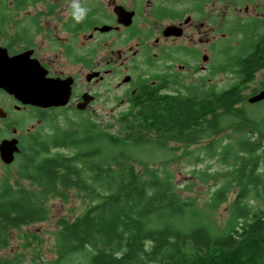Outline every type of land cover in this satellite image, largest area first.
I'll list each match as a JSON object with an SVG mask.
<instances>
[{"label": "trees", "instance_id": "16d2710c", "mask_svg": "<svg viewBox=\"0 0 264 264\" xmlns=\"http://www.w3.org/2000/svg\"><path fill=\"white\" fill-rule=\"evenodd\" d=\"M27 5L12 0L14 11ZM245 61L235 67L236 80L219 90L173 94L144 85L116 119L117 135L86 117L30 132L16 173L29 186L0 179V246L11 229L46 220L48 198L67 201L74 191L86 207L57 220L46 264H264V113L243 105V90L264 68V47ZM259 88L264 79L252 91ZM255 104L264 108V99ZM227 128L243 135L221 147L217 159L227 171L201 202L182 197L165 164L150 166L131 152L164 148L163 139L209 138L213 156L218 145L211 138ZM222 204L220 222L214 214Z\"/></svg>", "mask_w": 264, "mask_h": 264}, {"label": "flooded vegetation", "instance_id": "af4514ba", "mask_svg": "<svg viewBox=\"0 0 264 264\" xmlns=\"http://www.w3.org/2000/svg\"><path fill=\"white\" fill-rule=\"evenodd\" d=\"M71 3L29 0V27L0 24V49L9 57L36 60L47 77L70 89L65 105L43 108L23 104L0 88V132L9 133L0 140H18L14 161L34 131L21 129L19 114L28 122L29 111L96 113L98 102L105 111L104 105L117 99L108 93L121 88L117 107L128 109L144 85L159 93L206 91L207 82L236 80L235 67L264 47V0H79L89 10L80 23L71 17ZM1 6L0 0V18ZM258 74L263 80L264 68L253 80Z\"/></svg>", "mask_w": 264, "mask_h": 264}, {"label": "rangeland", "instance_id": "374dc122", "mask_svg": "<svg viewBox=\"0 0 264 264\" xmlns=\"http://www.w3.org/2000/svg\"><path fill=\"white\" fill-rule=\"evenodd\" d=\"M1 5L2 12L0 24L2 27H29V5H27L25 9L17 11V13L11 10L10 0H1ZM26 31L29 30L27 29ZM224 79L207 83L209 87L217 90L226 87L231 82L228 81L227 76ZM260 82L261 76L258 74L253 81L248 83V87L243 90V94L245 96L250 94L253 88H257L260 85ZM114 83L116 82H113L110 85L111 88ZM191 83L193 82H186L188 85ZM104 88L105 86L102 89ZM121 90L123 89L121 88L120 90L108 93L110 99H117L113 106L111 101L104 105L107 109L105 111L101 110V103L98 102L96 105V113L75 114L71 111L56 109L49 112L46 115V118L43 117V119H40L41 121L38 120L40 115H37L34 111H29L28 122H26L24 114H19V118L22 116V122L18 120L17 123L21 126V129L24 128V130L26 127H29V130L34 131L38 129L50 130L55 128V125L63 128L66 126L67 121H79L80 118L86 117L91 118L107 132L117 135L118 122L116 119L122 112L124 113L127 110L125 105L117 107L119 97H122ZM243 105L248 111L264 113V108L255 103L246 102ZM110 107H114L112 112H109ZM13 116H15V114H13ZM5 133L9 135L8 132H0V139L2 136H5ZM242 135L243 134L241 133L233 131L231 128H227L223 132L213 136L211 139H214V144L218 145L215 150L216 154L213 156H209L207 153L208 148L206 146L208 140H210L209 138H203L197 143L190 144L162 138L163 141L165 140L164 148L159 146L141 145L140 147L131 150V152L133 157L137 159L148 160L149 162L147 164L150 166L157 164V166H160L165 164L167 169L170 170L171 173H174L182 197H192L201 202L207 198L208 194L214 190L216 185H218L219 179L222 176L221 173L227 171L228 166L223 165L217 159L221 147L228 143L234 144L235 141H237V138ZM152 136L155 138V135L152 134ZM26 142V139H23L22 144L25 145ZM196 157H199L201 161L195 163ZM17 168L18 158L10 165H3L0 161V179L7 177L13 184L17 182L20 185L28 187L29 184L27 181L19 180L17 178ZM136 168H140V166L136 164ZM207 173L213 174V177H206ZM200 175L206 178L201 179L199 178ZM86 204L87 202L74 191H70V197L67 201H63L60 198H48L45 203L48 211L47 219L42 222L21 226L18 229H11L7 245L4 247L0 246V263L13 264L10 263V261H12L15 264H46L52 258V245L54 242V232L56 230L57 220L60 218H72L74 215L82 212L86 207ZM225 207L226 204H222L219 207V210L214 214V218L220 222L226 216L224 211ZM17 258L21 261L17 262Z\"/></svg>", "mask_w": 264, "mask_h": 264}, {"label": "water", "instance_id": "95a60500", "mask_svg": "<svg viewBox=\"0 0 264 264\" xmlns=\"http://www.w3.org/2000/svg\"><path fill=\"white\" fill-rule=\"evenodd\" d=\"M0 54V88L13 94L21 103L43 108L65 105L70 89L63 81L47 77L45 69L25 54L9 57L5 48ZM20 56L22 59H20ZM264 99V89L247 97L248 103H257ZM19 153L18 140L15 137L0 140V160L5 164L14 161Z\"/></svg>", "mask_w": 264, "mask_h": 264}, {"label": "clouds", "instance_id": "9594fccd", "mask_svg": "<svg viewBox=\"0 0 264 264\" xmlns=\"http://www.w3.org/2000/svg\"><path fill=\"white\" fill-rule=\"evenodd\" d=\"M70 7L72 9L71 17L75 23H80L86 18L89 10L83 7L79 0H72Z\"/></svg>", "mask_w": 264, "mask_h": 264}]
</instances>
